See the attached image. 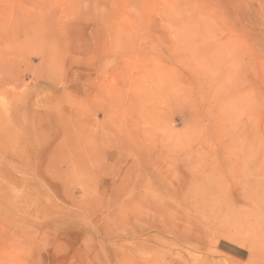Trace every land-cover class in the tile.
<instances>
[{"label": "rangeland", "instance_id": "1", "mask_svg": "<svg viewBox=\"0 0 264 264\" xmlns=\"http://www.w3.org/2000/svg\"><path fill=\"white\" fill-rule=\"evenodd\" d=\"M0 264H264V0H0Z\"/></svg>", "mask_w": 264, "mask_h": 264}]
</instances>
